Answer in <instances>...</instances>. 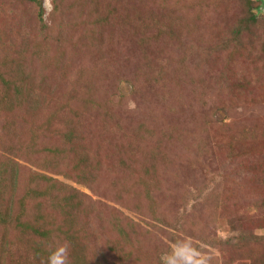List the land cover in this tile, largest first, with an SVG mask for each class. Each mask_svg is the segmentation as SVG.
<instances>
[{"label": "rangeland", "instance_id": "obj_1", "mask_svg": "<svg viewBox=\"0 0 264 264\" xmlns=\"http://www.w3.org/2000/svg\"><path fill=\"white\" fill-rule=\"evenodd\" d=\"M246 1L43 0L41 21L0 0V82L39 103L0 111V264L65 241L71 264H264V0L255 23Z\"/></svg>", "mask_w": 264, "mask_h": 264}, {"label": "trees", "instance_id": "obj_2", "mask_svg": "<svg viewBox=\"0 0 264 264\" xmlns=\"http://www.w3.org/2000/svg\"><path fill=\"white\" fill-rule=\"evenodd\" d=\"M21 2H28L30 4H34L36 6H38L39 9V17L41 19V21H43V16L45 15V8H44V2L43 0H18ZM248 6V10H250V15L248 18V23H255L256 19L258 17V15L260 14V11H263L262 6L257 7L256 9L251 8L252 2L251 0H247L245 3ZM58 7L56 6V9ZM257 11H259V13H257ZM0 82V111H3L4 114L8 113V109H9V105L12 101H14V104L19 107V108H23V110L25 108H28V106H32L35 105V107H38L39 103H35L37 101V97L35 94V90H29L26 89L25 90H21V91H15L12 93V91L10 89H8L4 84V83ZM89 91V90H88ZM14 99V100H13ZM86 103H92L90 101L89 98H87V100L85 99ZM12 134V132L10 133V135ZM37 135H39V138L42 139L43 137V133L42 131L38 128L37 130ZM46 135V134H45ZM2 142V141H1ZM14 144L15 143H11L10 145H8L7 147H2L1 149L4 151V153L6 154L8 151H13L14 148ZM45 149L47 151H49L52 154H55L56 152H63V149H58L54 144H51L50 146L47 147V144H45ZM8 165V164H7ZM2 168L4 169V166L2 165ZM13 184H16L15 181ZM34 194H38L37 191H33ZM3 221V220H2ZM85 260H80V261H76L75 264H88L87 262L84 263Z\"/></svg>", "mask_w": 264, "mask_h": 264}, {"label": "clouds", "instance_id": "obj_3", "mask_svg": "<svg viewBox=\"0 0 264 264\" xmlns=\"http://www.w3.org/2000/svg\"><path fill=\"white\" fill-rule=\"evenodd\" d=\"M47 264H71L70 245L67 241L58 244L55 250L49 253Z\"/></svg>", "mask_w": 264, "mask_h": 264}]
</instances>
